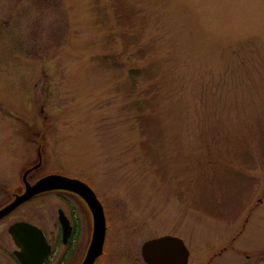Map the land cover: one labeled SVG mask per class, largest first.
I'll return each instance as SVG.
<instances>
[{"label": "rangeland", "instance_id": "rangeland-1", "mask_svg": "<svg viewBox=\"0 0 264 264\" xmlns=\"http://www.w3.org/2000/svg\"><path fill=\"white\" fill-rule=\"evenodd\" d=\"M47 175L101 203L92 264H145L165 234L188 264H264V0H0V207ZM14 220L46 233L47 264L82 262L78 195H36L0 229Z\"/></svg>", "mask_w": 264, "mask_h": 264}, {"label": "water", "instance_id": "water-1", "mask_svg": "<svg viewBox=\"0 0 264 264\" xmlns=\"http://www.w3.org/2000/svg\"><path fill=\"white\" fill-rule=\"evenodd\" d=\"M51 190H63L78 195L87 205L93 218L91 239L80 264H92L102 253L105 239V218L101 203L83 182L60 175H47L29 184L11 201L0 207V219L13 212L32 197ZM61 240L65 244L71 236L72 225L64 211L58 209ZM16 238V259L19 264H44L51 253V244L43 231L27 221H17L8 228ZM145 264H188L189 251L183 240L175 235H161L144 241L140 248Z\"/></svg>", "mask_w": 264, "mask_h": 264}, {"label": "flooded vegetation", "instance_id": "flooded-vegetation-1", "mask_svg": "<svg viewBox=\"0 0 264 264\" xmlns=\"http://www.w3.org/2000/svg\"><path fill=\"white\" fill-rule=\"evenodd\" d=\"M11 213L8 214V215H6L2 219H0V223L4 219H6L7 217H9L11 215ZM15 222H17V221L14 220L11 224H13ZM11 224H9L6 228L0 229V264H19V262L16 259V251L18 249V247L16 246V238H13L11 236V234L9 233V231H8V228H9V226ZM75 231H76L75 230V227H74V225H72L71 236L68 239V241L65 243L66 245H69L72 242L73 237L75 235ZM43 233L45 234L48 242L51 244V253H52V245H53V243H52L51 240L48 239V237H47V235H46V233L44 231H43ZM60 239H61V228H60ZM61 242H62V240H61ZM51 253H50V255H51ZM50 255H49V257L47 258V260L45 261L44 264H47L48 263V260L50 258Z\"/></svg>", "mask_w": 264, "mask_h": 264}, {"label": "trees", "instance_id": "trees-1", "mask_svg": "<svg viewBox=\"0 0 264 264\" xmlns=\"http://www.w3.org/2000/svg\"><path fill=\"white\" fill-rule=\"evenodd\" d=\"M120 58H121L120 53L112 52V53L101 55L98 58V60L100 64H102V66H104L105 68H108V69L113 68V69L119 70L123 65L120 62ZM129 77L133 80L132 71L129 73Z\"/></svg>", "mask_w": 264, "mask_h": 264}]
</instances>
